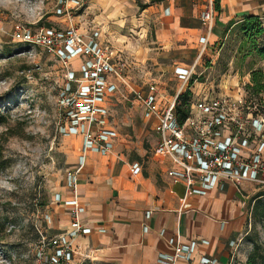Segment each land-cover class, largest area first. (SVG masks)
Masks as SVG:
<instances>
[{
  "label": "rangeland",
  "instance_id": "374dc122",
  "mask_svg": "<svg viewBox=\"0 0 264 264\" xmlns=\"http://www.w3.org/2000/svg\"><path fill=\"white\" fill-rule=\"evenodd\" d=\"M56 2L0 0V264H36V243L42 235L56 231L48 216L56 208L61 186L66 187L67 169L75 164L71 155L78 154L79 142L77 133H64L63 107L57 102L64 67L38 47L16 44L9 36L15 21L71 23L86 35L97 33L122 53L125 84L111 101L108 124L114 133L108 159L120 164L138 161L148 165L155 141L141 107L130 102L131 89L145 90L153 83L161 95L170 98L181 84L174 74L177 65L193 69L189 83L227 85L225 90L232 94H237L239 86L249 91L251 104L264 110V92L252 94L250 74L245 75L250 68L262 69L264 74V59L242 36L239 23L229 28L225 39L208 40L202 50L201 37L209 31L201 20L207 0L173 1L186 12L198 6L195 19L203 29L195 40L184 39L170 27L165 11L171 4L168 0H84L65 16L55 14ZM218 25L214 13L211 29H224ZM255 41L264 43V38ZM80 60L73 57L70 67L77 71ZM234 76L236 80L231 82ZM199 86L195 83L193 90ZM235 197L240 200L243 219L236 234L241 235L243 246L235 264H246L252 241L258 243V253L264 257V184L245 183ZM261 259L257 264H263Z\"/></svg>",
  "mask_w": 264,
  "mask_h": 264
},
{
  "label": "built area",
  "instance_id": "2783aa9c",
  "mask_svg": "<svg viewBox=\"0 0 264 264\" xmlns=\"http://www.w3.org/2000/svg\"><path fill=\"white\" fill-rule=\"evenodd\" d=\"M84 0H57L55 14L68 15L69 9L81 6ZM214 0H207L201 14L202 22L213 26ZM9 36L16 43L38 47L60 61L64 67V81L58 93L63 107L64 133L81 135L77 162L67 169L66 186L72 196L56 201L70 208L69 229L42 235L35 245L36 264H75V238L91 231L80 217L82 206L77 198L78 174L88 151L101 154L110 152L113 132L108 126L111 101L120 85L125 84L126 62L122 53L97 33L84 34L74 24L46 25L15 21ZM202 50L208 43L201 37ZM81 57L78 70L70 67V60ZM193 69L176 66L174 74L181 80L176 93L170 98L161 95L153 83L143 89H131L130 102L139 106L146 123L155 133L150 154L166 157L171 166L166 174L186 185V191L204 194L215 187L224 189L232 184L240 190L245 183L264 184V110L248 100V93L238 86L237 94L227 92L226 86H207L205 82H191ZM195 83L200 84L197 91ZM189 91L190 98L181 109H187L179 119V95ZM142 170L138 161L130 163L135 174ZM171 253H161L162 264H222L218 258L202 255L193 259L197 240L184 243L178 233L169 239ZM233 243V241L231 242ZM234 256L225 264H233Z\"/></svg>",
  "mask_w": 264,
  "mask_h": 264
},
{
  "label": "crops",
  "instance_id": "0c3cea01",
  "mask_svg": "<svg viewBox=\"0 0 264 264\" xmlns=\"http://www.w3.org/2000/svg\"><path fill=\"white\" fill-rule=\"evenodd\" d=\"M168 1L171 4L165 11L170 16V27L184 39L195 40L203 29L195 19L198 6L186 12L185 7H175L174 0ZM245 13L259 16L264 24V0H220L215 16L224 29H210L206 38L210 42L225 39L229 28L238 24ZM235 80L234 76L230 81ZM78 136V154L71 155L75 163L80 154ZM108 155L88 151L78 174L80 217L91 231L75 238V264H162L158 256L173 251L169 239L176 233L184 243L197 240L195 261L208 255L225 264L232 254L235 264L243 246L241 235H236L243 225L236 186L190 193L183 182L166 174L171 166L166 157L150 154L151 162L146 166L140 163L142 170L133 174L131 162L120 164L109 160ZM66 187L61 186L57 193L63 200L72 196ZM63 200H55L56 208L48 216L55 233L71 226L70 207Z\"/></svg>",
  "mask_w": 264,
  "mask_h": 264
},
{
  "label": "trees",
  "instance_id": "16d2710c",
  "mask_svg": "<svg viewBox=\"0 0 264 264\" xmlns=\"http://www.w3.org/2000/svg\"><path fill=\"white\" fill-rule=\"evenodd\" d=\"M214 9L216 11L220 10V0H214ZM43 22L39 21V24H42ZM46 25H51L47 23ZM239 30L242 33V36L251 42V48L255 52V54L264 59V43H257L255 40L257 37H263L264 38V24L262 20L259 18V16L254 14L245 13L243 14L241 21L239 22ZM18 45H21V43H16ZM250 74V92L252 94H259L261 92H264V74L262 69H254L252 68L249 72ZM246 90V89H245ZM247 91V90H246ZM249 91H247L248 93ZM190 98V92L186 91L179 95V103L180 105L177 106V112L179 119H182L185 116V113L187 109H181L182 105H186ZM256 109H258L256 107ZM261 194V193H258ZM253 247L251 251L249 252L246 264H257L258 258H262L261 262L264 264V257L260 256L259 252V245L256 241H252Z\"/></svg>",
  "mask_w": 264,
  "mask_h": 264
},
{
  "label": "bare ground",
  "instance_id": "6f19581e",
  "mask_svg": "<svg viewBox=\"0 0 264 264\" xmlns=\"http://www.w3.org/2000/svg\"><path fill=\"white\" fill-rule=\"evenodd\" d=\"M82 32V31H81Z\"/></svg>",
  "mask_w": 264,
  "mask_h": 264
}]
</instances>
